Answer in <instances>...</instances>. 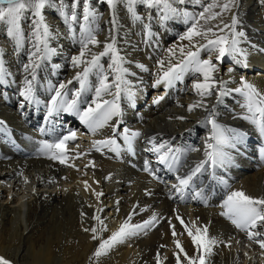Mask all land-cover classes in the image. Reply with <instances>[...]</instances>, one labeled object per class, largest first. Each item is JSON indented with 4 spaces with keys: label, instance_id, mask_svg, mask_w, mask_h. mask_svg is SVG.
I'll use <instances>...</instances> for the list:
<instances>
[{
    "label": "bare ground",
    "instance_id": "bare-ground-1",
    "mask_svg": "<svg viewBox=\"0 0 264 264\" xmlns=\"http://www.w3.org/2000/svg\"><path fill=\"white\" fill-rule=\"evenodd\" d=\"M206 1L183 0L181 3L174 0L173 6L181 12L197 15L208 6ZM74 2L76 0H53V6L42 11L53 33L49 47L55 48L56 52L40 61L36 69L34 96L38 103L27 104L20 96L28 75L24 72V65L34 51L31 38L33 17L27 13L21 22L23 41L20 46L14 37L8 35L7 26L0 23V62L7 73L6 83L0 84V121L4 122L0 125V154L9 158L8 161L0 160V256L10 260L11 264H93L89 257L98 246L99 239L93 240L92 233L85 232L83 228L99 227L97 221L91 219L93 215H99L106 218L108 230L97 235L107 238L129 212L134 211L135 205L138 214L133 215L130 223L147 220L153 213L158 214L159 222L146 234L141 233L116 245L100 258L99 264H156L158 252L161 264H176L173 253H179V249L174 240H179L189 255L194 254L190 237L175 218L177 214L189 226L199 218L198 225H207L209 234L222 241L227 242L231 238L230 247L222 243L214 248L213 254L208 257L210 264H264L259 245L250 243L245 233L236 232L231 222L220 214L227 195L239 187L249 196L264 198V153L261 152L264 138L259 135L256 125L243 118L251 115L243 107L246 104L243 92L234 91L242 87L240 78L243 76L264 93V0H240L237 31H242L244 36L240 38L238 47L247 54L246 57L227 56L216 61L215 54H211L212 62L219 68L216 75L228 81L229 94L220 102L215 96L206 97L205 103L209 108L215 105V119L222 128L243 132L245 136L235 149H225L232 163L216 169V176L226 184L210 179L208 173L196 180V187H204L208 194V206L192 201L190 196L187 203L169 199L168 186L175 182V177L156 162L154 153L146 151L152 147L150 138L155 137L157 143L170 141L174 147L201 149L188 154L189 167L194 161L204 158L205 138L211 131V125L203 123L208 113L199 108L191 113L187 110L188 104L200 99L192 85L195 80L202 81L203 77L198 73H185L183 79L167 91L163 84L155 88L152 86L157 74L167 69L170 59L172 63L178 61L179 46L191 48L189 41L180 39L191 25V21L185 23L182 15L162 21V13L157 7L148 8L137 3L133 8L141 17L138 21L128 12L126 3L117 6L116 47L124 57V67L128 69L125 78L136 93L133 103L123 97L119 101L123 115L119 118L122 122L118 131L122 133L127 128L141 133L133 141L131 153L123 152L117 158L115 153L106 149L103 154L95 151L92 140L112 136L111 127L93 136L71 113L53 115L51 123L44 119L48 103L55 95L53 89L61 82L71 80L81 70L71 65L72 56L80 50L77 42L79 23L70 25L62 15V11L71 15ZM88 6L98 14L97 21L91 26L97 29V39L101 42L97 46L89 45V48L99 53L103 51L109 35L111 14L104 0H88ZM83 11L84 0H79L76 12L81 23ZM231 14L229 12L226 16V24H230ZM224 17L220 16L218 22ZM145 25H148L150 36L146 35ZM221 34L227 35L228 29H224V33L217 32V35ZM200 40L195 37L193 42L206 43L204 39ZM169 48L176 51L175 57L169 56ZM200 56L209 59L210 54L202 50ZM86 58L90 59V55ZM237 59H246L248 67L236 63ZM161 60L164 61L163 69L157 63ZM110 62V54L100 58L109 82L113 78L108 68ZM139 65H143V69ZM229 68L233 69L231 73ZM188 77L190 79L185 82ZM97 83V75L90 74L89 89L82 94V100L91 101ZM79 88L80 84L75 80L67 84L69 94L66 98L71 99L72 91ZM158 95H163L164 99L154 104L153 99ZM104 98L112 99L111 96ZM177 116L186 119L177 120ZM41 128L46 131L42 133ZM69 129L77 131L76 141L69 142L70 156H75L77 151L88 153L68 160L69 165L76 167L62 165L39 154L40 141H52ZM117 139L123 145V140ZM76 145H79L78 149ZM41 156L44 158L40 159ZM146 159L152 162L154 168L160 169L158 175L167 184L152 179L143 171ZM89 160L94 161L95 168H84ZM77 168L80 170L77 171ZM188 170V167L183 168L181 174ZM109 174L111 178L105 179ZM84 181L89 185L87 191ZM146 190L151 195H147ZM98 192L103 193L99 198L94 194ZM101 208L103 211H99ZM81 212L86 214L83 221ZM169 218L178 234L176 237H173L171 227L170 232L167 231L164 223ZM259 230L264 232L261 228ZM161 245L165 247L161 248Z\"/></svg>",
    "mask_w": 264,
    "mask_h": 264
},
{
    "label": "snow or ice",
    "instance_id": "snow-or-ice-1",
    "mask_svg": "<svg viewBox=\"0 0 264 264\" xmlns=\"http://www.w3.org/2000/svg\"><path fill=\"white\" fill-rule=\"evenodd\" d=\"M104 2L110 11L111 20L109 21V35L105 39L103 51L99 53L92 52L89 48V45L97 46L101 42L97 39V29L91 26L97 21L98 14L89 8L88 0H84L82 23L76 12L79 0H76L72 4L70 16L62 11V15L65 16V19L68 20L70 25L79 23L80 36L77 42L80 45V50L78 54L72 56L71 65L73 68L81 70L77 71L71 80L66 83L61 82L58 87L53 89L55 95L52 96L48 103L47 115L44 119L51 123L53 115L58 116L62 112L71 113L79 119L80 123L93 136L100 134L106 127H111L112 136L92 140L91 144L95 151L103 154L106 149L109 152L115 153L117 158L123 152L131 153L133 151V141L141 133L127 128L122 133L118 131V126L122 122L119 118L123 115L119 101L123 97L128 102L133 103L136 93L130 87V82L125 78L128 69L124 67V57L119 54V50L116 47V33L118 31V21L116 18L117 6L121 3H126L128 12L138 21L141 20V17L136 14L133 8L137 3L145 5L148 8L157 7L162 13V21L182 15L185 23L187 24L191 21V25L180 39L189 41L191 48L179 46L180 58L178 61L172 63L170 59L167 69L157 74V78L154 80L152 86L155 88L163 84L165 91H167L174 87L177 81H181L185 73H198L203 77L202 81L199 79L195 80L192 85L200 99L188 104L187 110L191 113L199 108L208 113L203 123L211 125V131L205 138L203 148L204 158L199 161H194L193 165L189 167L187 163L188 154L190 152H199L201 149L197 147L187 149L180 146L174 147L170 141L157 143L155 137L150 138L149 143L152 144V147L146 149V151L154 153L156 155V162L163 165L165 170L172 173L175 177V182H172L168 186L169 199H178L180 203H187L190 196L192 201H199L205 206H208V194L204 187H196V180L205 173H208L210 179L219 180V182L226 184V181L220 180L216 176V169L226 167L232 163L231 156L225 149H235L245 136L243 132L222 128L215 119V105L209 108L205 103L206 97L215 96L216 101L220 102L224 96L229 94V89L227 88L228 81L216 75L219 72V68L212 62L211 54H215L216 61H221L222 58L227 56L235 58L238 55L245 57L247 55L238 47L241 42L240 38L244 36L242 31H237V25L240 23V0H226L222 5L210 4L197 15L186 11L181 12L173 6L174 0H104ZM179 2L182 3L183 0H179ZM50 6H53V0H0V23L7 26L8 35L16 39L18 46L23 41L21 22L25 14L30 13L33 17L31 38L34 51L30 54L29 62L24 65V72L28 75L24 79V87L20 92V96L27 104L38 103L35 99L34 91L37 78L36 69L40 66V61L46 60L56 52L55 48L49 47V41L53 33L50 31V26L42 14V11ZM60 7L63 9L64 6L61 4ZM215 7H219L221 11L212 12L211 9ZM233 9H236V11H232ZM226 11L232 13L230 24H224L222 20H220L219 24H209L210 21L217 20ZM200 21H204L205 25L208 26H201ZM221 24H223V27L220 26ZM144 27L146 35L150 36L151 33L148 31V25ZM224 29H228L227 35H217V32L224 33ZM195 37H202L206 43H194ZM202 50L210 54L209 59L201 58L200 53ZM167 51L170 57H175L176 51L173 48H169ZM109 54L111 56V62L108 68L113 77L111 82H109L108 74L104 72L103 65L100 64V58ZM89 55L90 59H87L86 57ZM157 63L160 68H164L163 60ZM236 63L242 65L244 68L248 67L246 59H237ZM139 67L143 69V65H139ZM232 71V68L228 69L229 73ZM90 74L97 75L98 83L95 86L91 101L88 102L82 100L81 96L89 89L88 77ZM6 76L7 73L5 72L3 63L0 62V84L6 83ZM73 80L80 84V88L72 91L71 99H67L66 97L69 94L67 84H71ZM240 81L242 87L236 88L234 91L243 92L246 98V104L243 107H246L247 112L251 114L245 115L243 118L256 125L259 135L261 138H264V93H261L245 77L242 76ZM104 96H111L112 99H105ZM163 99V95H158L153 99V103H159ZM81 105L86 106L81 107ZM23 107L24 103L21 104V108ZM114 118L117 119L114 120ZM175 119L183 121L186 117L177 116ZM3 123V121H0V125H3ZM40 131L43 133L46 129L41 128ZM117 138L123 140V145L118 143ZM76 139L77 131L69 129L65 134L60 135L52 141H40L39 154L49 160L58 161L62 165L76 167L75 165H69L68 160L80 158L88 154L77 151L75 156H70L71 148L69 147V142H74ZM76 148L78 149L79 145H76ZM261 152L264 153V148L261 149ZM89 166L95 168L94 161L89 160L84 165V168H88ZM185 167H188L189 170L181 174V170ZM76 170L79 171L80 169L77 168ZM143 171L154 180L168 183L167 181H163L158 175L160 169L154 168L152 162L147 159L144 161ZM110 178L111 174L105 179ZM25 182H28L27 178H25ZM95 182L99 183L98 181ZM83 183L87 191L89 188L88 182L84 181ZM94 194L97 198L103 195L102 192ZM146 194L151 195V192L146 190ZM136 207L135 205L133 206L134 211L129 212L127 218L107 238L98 237L97 235V233H103L108 230L105 222L106 218H101L99 215H93L91 217L92 220L97 221L99 227L92 225L91 227H84L83 230L85 232H91V238L93 240L99 239L98 246L89 257V260L93 261V264H99L100 258L107 255L109 250L116 245L122 244L133 237H137L141 233L146 234L147 230L155 227L159 222L158 214L153 213L147 220L136 224L130 223L133 215L138 214L135 212ZM221 207L223 210L220 214L226 217L237 230L244 232L250 243L259 245L262 250V255H264V232L259 230L260 228H264V198H254L240 190L231 191L223 201ZM99 211H103V208ZM140 211H145V209H140ZM175 211L176 209H174ZM117 212H119L118 208ZM85 215V213L81 212L82 221ZM175 218L184 227L195 249L194 254L189 255L182 247L180 241L174 240L176 248L179 249V253H173L176 264H185V262L186 264H210L208 257L213 254L215 247L222 243L225 247L231 246V238L225 242L218 237L211 236L208 232L207 225H198L197 221L199 218L196 221H192L191 226L186 224L179 214ZM168 223L172 228L173 237H176L178 234L175 231V226L171 218L168 219ZM160 247L163 248L165 246L161 245ZM159 256L160 254L158 252L156 264H161ZM0 264H11V261L0 256Z\"/></svg>",
    "mask_w": 264,
    "mask_h": 264
},
{
    "label": "rangeland",
    "instance_id": "rangeland-1",
    "mask_svg": "<svg viewBox=\"0 0 264 264\" xmlns=\"http://www.w3.org/2000/svg\"><path fill=\"white\" fill-rule=\"evenodd\" d=\"M200 2H202V1H206V0H199ZM207 2V5H210V4H213V3H215V4H218V3H220L221 5L223 4V3H225L226 2V0H209V1H206ZM205 2V3H206ZM204 3V2H203ZM217 7H215V8H213V9H211V11L212 12H220L221 11V9H218V10H216V11H214L215 9H216ZM229 14V12H223L222 13V15L221 16H225L223 19H222V21H223V23L224 24H226L227 22H226V16ZM220 22H218V19L217 20H214V21H210L209 22V24H219ZM200 24H202L203 26H208V25H205V23H204V21H200ZM221 27H223V24H221L220 25ZM198 39L200 40V41H202L203 40V38L202 37H198ZM4 69H5V67H4ZM190 79V77H188L187 79H186V81L185 82H188V80ZM40 91V90H39ZM76 130H78L77 128H76ZM200 133V132H199ZM79 136H81V135H79ZM82 137H85V136H83L82 135ZM42 157V156H41ZM2 158H3V160L4 161H8L9 160V158L7 157V155H2V154H0V160H2ZM39 158V157H38ZM44 157H42V158H40V159H43ZM264 160V159H263ZM238 190H240V191H242L241 190V187H239L238 188ZM164 220V219H163ZM165 225L168 227L167 228V231L168 232H170V225H169V223H168V219L167 220H165ZM168 223V224H167ZM233 226V225H232ZM234 227V226H233ZM235 228V227H234ZM234 230H236V232L238 231V233L239 234H242V233H244V232H241V231H239V230H237L236 228L234 229ZM261 230L262 231H264V229L263 228H261ZM51 264H55L54 262H52Z\"/></svg>",
    "mask_w": 264,
    "mask_h": 264
}]
</instances>
